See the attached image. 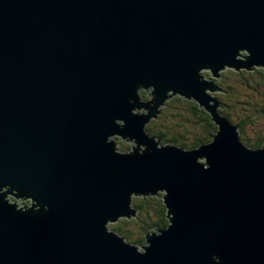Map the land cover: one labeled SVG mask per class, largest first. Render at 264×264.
Masks as SVG:
<instances>
[{"label":"water","instance_id":"obj_1","mask_svg":"<svg viewBox=\"0 0 264 264\" xmlns=\"http://www.w3.org/2000/svg\"><path fill=\"white\" fill-rule=\"evenodd\" d=\"M237 47L264 63V0H0V184L50 206L37 219L0 200V264H211L212 252L264 264V151L239 146L237 125L192 78L205 61L237 63ZM145 80L204 103L221 126L215 142L155 150L141 132L148 117L127 102ZM112 131L153 152L113 154ZM206 152L205 171L193 160ZM156 186L176 219L138 255L102 224L127 213L130 189Z\"/></svg>","mask_w":264,"mask_h":264},{"label":"clouds","instance_id":"obj_2","mask_svg":"<svg viewBox=\"0 0 264 264\" xmlns=\"http://www.w3.org/2000/svg\"><path fill=\"white\" fill-rule=\"evenodd\" d=\"M251 55L247 47H237L232 57L237 63L217 61L214 66L205 61L196 67L192 78L201 86L203 94L209 97L207 105L213 102L214 111L217 101H220L221 112L225 111V104L235 108L239 116V119L232 117V123L237 125L233 127L236 142L244 150L255 153L264 151V112L260 111L264 108V63L249 65ZM162 90L163 97L160 98ZM127 102L133 105L129 108L131 115L148 117L141 125V132L152 141L155 150L172 148L183 154L198 152L202 146L212 145L221 131L219 123L218 127L213 124L211 129L205 124L195 129L184 124L183 117L189 115L190 107L200 109L205 104L173 87L165 89L163 84L140 81L135 84L133 95L128 97ZM154 105L156 114L150 115ZM225 121L229 124L228 120ZM112 123L118 129L126 126V121L118 116L112 118ZM104 143L111 145L113 154L118 156L142 157L153 152L149 144L121 131L107 133ZM207 151L210 152L211 147ZM193 162L205 171L211 167L207 152L195 156ZM113 175L120 178L121 173L115 170ZM14 183L0 184V200L12 206L13 211L39 219L50 210V206L42 204L31 188L21 195V189L13 187ZM168 196L166 186L143 191L130 189L125 197L127 213L107 216L102 224L104 233L134 248L138 255L146 254L152 246L149 238L160 237L176 219L175 211L167 202ZM210 261L211 264H223L222 257L216 252L210 254Z\"/></svg>","mask_w":264,"mask_h":264},{"label":"trees","instance_id":"obj_3","mask_svg":"<svg viewBox=\"0 0 264 264\" xmlns=\"http://www.w3.org/2000/svg\"><path fill=\"white\" fill-rule=\"evenodd\" d=\"M224 107H225V111L222 112V114H224L227 118H229L232 121V117H233L232 112L235 111V108L230 107L228 104H225ZM260 111L264 112V108H261ZM235 116H237V118L239 119L238 115L235 114ZM183 122H184V124L188 125V127L191 129H195L200 124H205V125H207V127L209 129H211L212 125L215 124L212 121L211 114L201 106H200V109H197L194 106L190 107L189 115L183 117Z\"/></svg>","mask_w":264,"mask_h":264},{"label":"rangeland","instance_id":"obj_4","mask_svg":"<svg viewBox=\"0 0 264 264\" xmlns=\"http://www.w3.org/2000/svg\"><path fill=\"white\" fill-rule=\"evenodd\" d=\"M210 103L212 104L213 102L212 101H210ZM220 104V103H219ZM225 108V107H224ZM217 109L220 111V105L217 107ZM234 110V109H233ZM229 111V110H228ZM221 112V111H220ZM230 112V111H229ZM232 112V111H231ZM235 114L237 115V113H236V111H234V112H232V115H233V117H236L237 118V116H235ZM154 119V118H153ZM238 119V118H237Z\"/></svg>","mask_w":264,"mask_h":264},{"label":"flooded vegetation","instance_id":"obj_5","mask_svg":"<svg viewBox=\"0 0 264 264\" xmlns=\"http://www.w3.org/2000/svg\"><path fill=\"white\" fill-rule=\"evenodd\" d=\"M219 103H220V101H219Z\"/></svg>","mask_w":264,"mask_h":264}]
</instances>
